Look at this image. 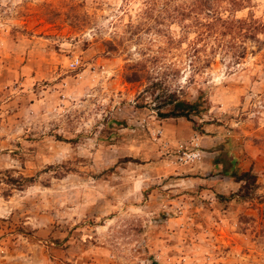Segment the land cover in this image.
I'll return each instance as SVG.
<instances>
[{
    "label": "rangeland",
    "instance_id": "obj_1",
    "mask_svg": "<svg viewBox=\"0 0 264 264\" xmlns=\"http://www.w3.org/2000/svg\"><path fill=\"white\" fill-rule=\"evenodd\" d=\"M193 10L0 0V264H264V0Z\"/></svg>",
    "mask_w": 264,
    "mask_h": 264
},
{
    "label": "trees",
    "instance_id": "obj_2",
    "mask_svg": "<svg viewBox=\"0 0 264 264\" xmlns=\"http://www.w3.org/2000/svg\"><path fill=\"white\" fill-rule=\"evenodd\" d=\"M221 1H225L227 3L228 11L233 12L245 7L246 4L250 2V0H193L194 2V10L201 12L202 10L207 13L212 14L211 18L214 20L210 23H233L234 19L230 18V20H224L220 17L218 11V5ZM193 10V11H194ZM235 22L244 23L241 20H235ZM214 24H211L214 25ZM241 24L240 27H242ZM157 115L161 118L167 117H184L190 120L191 115H196L200 111L198 109V103L187 101L185 99H181L174 93L165 94L164 97H160V101L157 104ZM238 179L243 178H252L253 175L249 171L242 172L239 175H236Z\"/></svg>",
    "mask_w": 264,
    "mask_h": 264
},
{
    "label": "built area",
    "instance_id": "obj_3",
    "mask_svg": "<svg viewBox=\"0 0 264 264\" xmlns=\"http://www.w3.org/2000/svg\"><path fill=\"white\" fill-rule=\"evenodd\" d=\"M79 63H80L79 57L75 56L69 61V66L70 68H76L78 67Z\"/></svg>",
    "mask_w": 264,
    "mask_h": 264
}]
</instances>
